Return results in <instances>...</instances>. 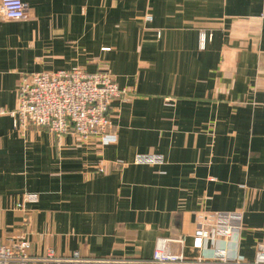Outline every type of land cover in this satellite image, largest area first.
<instances>
[{"label":"crops","instance_id":"crops-1","mask_svg":"<svg viewBox=\"0 0 264 264\" xmlns=\"http://www.w3.org/2000/svg\"><path fill=\"white\" fill-rule=\"evenodd\" d=\"M24 1L27 17L0 14V107H17L24 73L77 65L126 93L106 144L0 114V240L25 234L30 264H155L158 237L208 254L192 247L199 215L239 210L236 245L219 242L251 260L264 242V0ZM27 191L39 199L20 208Z\"/></svg>","mask_w":264,"mask_h":264},{"label":"built area","instance_id":"built-area-1","mask_svg":"<svg viewBox=\"0 0 264 264\" xmlns=\"http://www.w3.org/2000/svg\"><path fill=\"white\" fill-rule=\"evenodd\" d=\"M0 14L8 19L25 18L27 4L24 0H1ZM260 16L264 18V11ZM146 18L151 20L153 15L148 13ZM211 37L210 32L199 31V47L204 48ZM125 93L126 89L120 87L107 69L88 71L77 65L55 71H33L21 77L17 107L12 110L0 107V114L12 115L16 127L29 124L46 126L58 136L72 132L83 141L96 138L106 144L116 139V135L111 132L112 100ZM166 103L173 104L170 98L166 99ZM133 161L139 164H161L165 158L159 153H137ZM38 199V192L27 191L17 206L23 208L26 202ZM242 226V213L239 210L202 213L197 220L192 247L209 251L208 254L187 256L183 251L172 248L171 238L161 236L156 240L149 261L155 264H264V242L257 243L251 260L237 251L232 252L228 245L219 242L234 239L236 245ZM30 247L31 241L25 234H18L9 243L0 240V264H30L34 259ZM43 258L53 261L90 260L82 257L79 251L68 257L58 256L54 249H49Z\"/></svg>","mask_w":264,"mask_h":264}]
</instances>
